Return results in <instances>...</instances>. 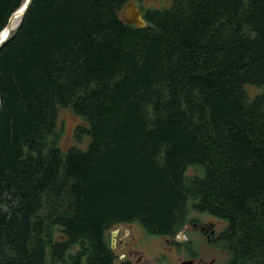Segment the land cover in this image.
Returning a JSON list of instances; mask_svg holds the SVG:
<instances>
[{"label": "trees", "instance_id": "16d2710c", "mask_svg": "<svg viewBox=\"0 0 264 264\" xmlns=\"http://www.w3.org/2000/svg\"><path fill=\"white\" fill-rule=\"evenodd\" d=\"M130 1L32 0L0 46V264H116L115 227L173 237L192 212L225 222V264H264V0L139 7L142 27ZM61 107L85 150L60 149Z\"/></svg>", "mask_w": 264, "mask_h": 264}, {"label": "rangeland", "instance_id": "374dc122", "mask_svg": "<svg viewBox=\"0 0 264 264\" xmlns=\"http://www.w3.org/2000/svg\"><path fill=\"white\" fill-rule=\"evenodd\" d=\"M137 8H155L164 9L169 7L171 0H132ZM125 10L122 9L120 14ZM247 93L252 97L255 93L264 91V86L254 87L247 86ZM77 127L88 129L87 121L80 115L75 114L68 107H61L57 113V128L60 132L59 147L66 151L69 147L74 146L80 150H85L91 139V135L85 131H78ZM194 169L189 167L188 174H192ZM192 218L199 223L212 222L216 232H220L225 222L213 216L203 213L192 212ZM190 225V224H189ZM123 228L113 235L112 242L115 244L113 249L118 256L116 264L123 258L124 253H132L130 258L132 264H180L183 260L193 257L196 262L203 261L210 264H225L229 259V253L220 246H213L206 240L205 234L198 229L187 227L183 233V238H176L173 242L172 237L157 236L147 234L136 223L120 224ZM119 238L122 244L119 245ZM186 243V244H185ZM209 262V263H208Z\"/></svg>", "mask_w": 264, "mask_h": 264}, {"label": "water", "instance_id": "95a60500", "mask_svg": "<svg viewBox=\"0 0 264 264\" xmlns=\"http://www.w3.org/2000/svg\"><path fill=\"white\" fill-rule=\"evenodd\" d=\"M32 0H23V2L21 3V5L15 9L11 15L9 16L5 26L1 29L0 31V46L6 41V39L9 37L11 31L13 29H15V27L17 26L20 18L22 17V15L25 13L26 9L28 8V6L30 5ZM17 18H19L18 22L16 25L15 24V20H17ZM121 20L123 22H127V23H133L138 27H142L146 24V21L143 18L142 12L137 8V6L130 2L125 6V10L121 15ZM183 232L180 233V237L183 238ZM111 247H114V243H111ZM180 264H192V261H188V260H183L182 262H180Z\"/></svg>", "mask_w": 264, "mask_h": 264}, {"label": "flooded vegetation", "instance_id": "af4514ba", "mask_svg": "<svg viewBox=\"0 0 264 264\" xmlns=\"http://www.w3.org/2000/svg\"><path fill=\"white\" fill-rule=\"evenodd\" d=\"M129 224H132V223H129ZM187 227H191V228L198 229L202 234H205L206 240L210 244H212L213 246H220L221 247V244L218 241V237H219V233L220 232H216V230L214 228V224L212 222H208L206 224L205 223H202V222L201 223H199V222H193L190 225L189 224L186 225L181 232H183ZM121 228H123V227L120 226V225H118L113 230H111V232H110L111 243H112V239H113L112 237H113V235H116L118 233V231H120ZM180 233L178 235H175V236L172 237L173 238V242H175L176 238L180 237ZM121 244H122V239L119 238V245H121ZM131 256H132V253L131 252H129L127 254L124 253L123 258L130 259ZM187 260L188 261H192V264H207V262H205V261H203L202 263H198V262H196V260L193 257H191V258H189ZM210 264H213V263L210 261Z\"/></svg>", "mask_w": 264, "mask_h": 264}, {"label": "bare ground", "instance_id": "6f19581e", "mask_svg": "<svg viewBox=\"0 0 264 264\" xmlns=\"http://www.w3.org/2000/svg\"><path fill=\"white\" fill-rule=\"evenodd\" d=\"M18 20H19V18H17V20H15V24H14V25H16V24H17Z\"/></svg>", "mask_w": 264, "mask_h": 264}]
</instances>
